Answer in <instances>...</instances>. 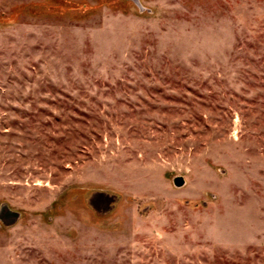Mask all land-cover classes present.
<instances>
[{
	"label": "rangeland",
	"instance_id": "1",
	"mask_svg": "<svg viewBox=\"0 0 264 264\" xmlns=\"http://www.w3.org/2000/svg\"><path fill=\"white\" fill-rule=\"evenodd\" d=\"M3 205L0 264H264V0H0Z\"/></svg>",
	"mask_w": 264,
	"mask_h": 264
},
{
	"label": "water",
	"instance_id": "2",
	"mask_svg": "<svg viewBox=\"0 0 264 264\" xmlns=\"http://www.w3.org/2000/svg\"><path fill=\"white\" fill-rule=\"evenodd\" d=\"M137 7L142 10L138 1L134 2ZM179 181V180H176ZM180 186V185H178ZM19 214L17 212L11 211L6 205L0 207V222L4 225H13L17 222Z\"/></svg>",
	"mask_w": 264,
	"mask_h": 264
}]
</instances>
